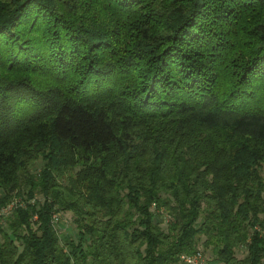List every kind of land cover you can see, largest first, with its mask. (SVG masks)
<instances>
[{
	"label": "trees",
	"instance_id": "1",
	"mask_svg": "<svg viewBox=\"0 0 264 264\" xmlns=\"http://www.w3.org/2000/svg\"><path fill=\"white\" fill-rule=\"evenodd\" d=\"M16 197L0 264H264V0H0Z\"/></svg>",
	"mask_w": 264,
	"mask_h": 264
},
{
	"label": "rangeland",
	"instance_id": "2",
	"mask_svg": "<svg viewBox=\"0 0 264 264\" xmlns=\"http://www.w3.org/2000/svg\"><path fill=\"white\" fill-rule=\"evenodd\" d=\"M39 164H40V162L38 161L36 166H39ZM32 171L35 172L36 171L35 168H33ZM37 197L42 198V196L40 194H38ZM13 201L17 203L18 201H20V198L16 197V199ZM9 214L10 213L6 214V216ZM72 219H73V214L71 211L59 212L55 215L56 222L58 220L60 222L59 223L60 226H58V229H59L61 234L66 233L67 235H72L75 232V229L73 228ZM3 221H5V219H2V222ZM0 240H1V235H0ZM200 250H201V252H203V254L205 255L206 259L209 262V260H211V258H212L211 250L208 248H205L203 245H200ZM246 254H247V249L244 246L239 248L236 251V255L238 258H244Z\"/></svg>",
	"mask_w": 264,
	"mask_h": 264
},
{
	"label": "built area",
	"instance_id": "3",
	"mask_svg": "<svg viewBox=\"0 0 264 264\" xmlns=\"http://www.w3.org/2000/svg\"><path fill=\"white\" fill-rule=\"evenodd\" d=\"M16 205V202L12 201L7 206L3 207L0 214L6 215L11 212L12 208ZM181 260L185 264H209L203 252L198 251L194 254H182Z\"/></svg>",
	"mask_w": 264,
	"mask_h": 264
}]
</instances>
